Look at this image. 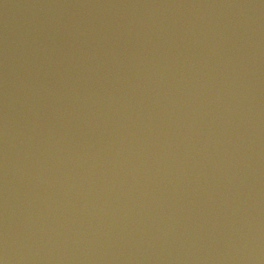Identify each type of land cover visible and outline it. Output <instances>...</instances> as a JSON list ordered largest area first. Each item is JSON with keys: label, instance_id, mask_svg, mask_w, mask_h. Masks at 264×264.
<instances>
[{"label": "water", "instance_id": "water-1", "mask_svg": "<svg viewBox=\"0 0 264 264\" xmlns=\"http://www.w3.org/2000/svg\"><path fill=\"white\" fill-rule=\"evenodd\" d=\"M0 264H264V0H0Z\"/></svg>", "mask_w": 264, "mask_h": 264}]
</instances>
